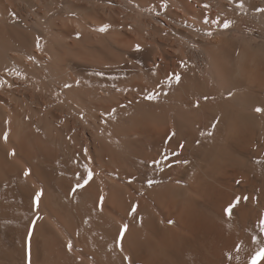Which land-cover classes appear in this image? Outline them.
<instances>
[{
    "label": "bare ground",
    "instance_id": "1",
    "mask_svg": "<svg viewBox=\"0 0 264 264\" xmlns=\"http://www.w3.org/2000/svg\"><path fill=\"white\" fill-rule=\"evenodd\" d=\"M258 107L264 0H0V264H264Z\"/></svg>",
    "mask_w": 264,
    "mask_h": 264
},
{
    "label": "snow or ice",
    "instance_id": "2",
    "mask_svg": "<svg viewBox=\"0 0 264 264\" xmlns=\"http://www.w3.org/2000/svg\"><path fill=\"white\" fill-rule=\"evenodd\" d=\"M204 7H205V8H208V7H210V6L207 5V4H205ZM229 23H230L229 21H225V22L223 23V27L227 28V27L229 26ZM100 30L103 31L104 29L102 28V29H100ZM173 75L175 76V79L177 80V82H179V80H180V76H179V74H173ZM66 87H68V85H66ZM147 98H148V99H154L155 96H154V95H149ZM256 111H257V112H264V108H259V107H258V108H256ZM7 136H8V133H7V132L4 133V138H5V139H7ZM12 154H14V153H12ZM29 171H30V170H26L25 173H24V175H25V176H28V175H29ZM92 175H93V173H92V171L89 169V170H88V177H87V179H84V180H83V184H81V183H77L76 188H82V187H84L85 185H87L88 182H89V180H91ZM152 183H153L152 180H149V181H148L149 186H151ZM73 191H75V189H73ZM41 194H42V190L36 193V195H35V197H34V200H35V201H39ZM243 199H244V200H247V197L245 196V197H243ZM102 200H103V197H101V201H102ZM240 201H241V197H236L235 200H234L232 203H230V204L228 205V207L225 209L226 214H228L229 216H231L233 209H234V208L240 203ZM136 208H137V205L134 204V205L132 206L131 211L134 213V212L136 211ZM260 225H261V230L264 231V219H261V220H260ZM127 227H128V225H126V224L122 226V228H121V232H120V236H121V238L123 237L124 232H125V230L127 229ZM29 236H31V232H29ZM71 249H72V245H71V242H69V243H68V250L71 251ZM258 255H264V249H262V250H261V253L258 254ZM126 259H127V257H126ZM255 260H256V257L253 258V264H255Z\"/></svg>",
    "mask_w": 264,
    "mask_h": 264
}]
</instances>
